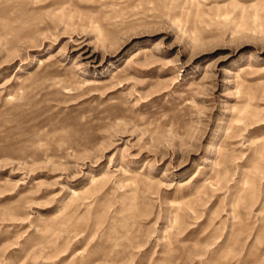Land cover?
<instances>
[{"label": "rangeland", "instance_id": "1", "mask_svg": "<svg viewBox=\"0 0 264 264\" xmlns=\"http://www.w3.org/2000/svg\"><path fill=\"white\" fill-rule=\"evenodd\" d=\"M0 264H264V0H0Z\"/></svg>", "mask_w": 264, "mask_h": 264}]
</instances>
